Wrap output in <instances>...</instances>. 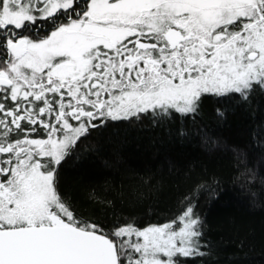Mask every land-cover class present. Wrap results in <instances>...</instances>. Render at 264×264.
Instances as JSON below:
<instances>
[{
	"label": "snow or ice",
	"instance_id": "1",
	"mask_svg": "<svg viewBox=\"0 0 264 264\" xmlns=\"http://www.w3.org/2000/svg\"><path fill=\"white\" fill-rule=\"evenodd\" d=\"M38 21L50 33L26 35ZM257 87L264 0H0V264L204 255L190 201L162 225L106 232L59 192L58 168L105 120L187 115L205 95L247 99Z\"/></svg>",
	"mask_w": 264,
	"mask_h": 264
},
{
	"label": "trees",
	"instance_id": "2",
	"mask_svg": "<svg viewBox=\"0 0 264 264\" xmlns=\"http://www.w3.org/2000/svg\"><path fill=\"white\" fill-rule=\"evenodd\" d=\"M58 190L106 232L169 222L190 201L205 254L186 264H264V90L105 120L61 163Z\"/></svg>",
	"mask_w": 264,
	"mask_h": 264
},
{
	"label": "flooded vegetation",
	"instance_id": "3",
	"mask_svg": "<svg viewBox=\"0 0 264 264\" xmlns=\"http://www.w3.org/2000/svg\"><path fill=\"white\" fill-rule=\"evenodd\" d=\"M51 27L45 21H38L36 28H33L30 33H25L26 35H38L42 33H47Z\"/></svg>",
	"mask_w": 264,
	"mask_h": 264
},
{
	"label": "rangeland",
	"instance_id": "4",
	"mask_svg": "<svg viewBox=\"0 0 264 264\" xmlns=\"http://www.w3.org/2000/svg\"><path fill=\"white\" fill-rule=\"evenodd\" d=\"M52 29H50L49 31H47V33H50V31H51ZM46 33V34H47ZM46 34H44V35H42L40 38H42V37H44ZM73 123H75V122H73ZM163 223H160V224H150V225H147V226H152V225H162ZM122 226H126V225H121V226H119V227H122ZM147 226H144V227H147ZM119 227H117V228H119ZM144 227H142V228H138V229H143ZM117 228H115V229H117ZM114 229V230H115ZM133 239H135V237H133Z\"/></svg>",
	"mask_w": 264,
	"mask_h": 264
}]
</instances>
